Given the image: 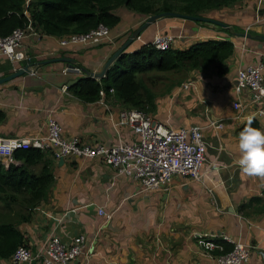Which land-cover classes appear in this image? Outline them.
Masks as SVG:
<instances>
[{
	"label": "crops",
	"instance_id": "crops-1",
	"mask_svg": "<svg viewBox=\"0 0 264 264\" xmlns=\"http://www.w3.org/2000/svg\"><path fill=\"white\" fill-rule=\"evenodd\" d=\"M255 4L256 0H237L208 10L209 17L227 27L178 17L157 18L125 48L128 51L149 42L156 30L180 34L181 38L173 41L176 48L204 38L225 37L232 41L233 50L225 60L224 73H217L211 64L186 71L166 89L164 84L157 85L153 108L147 111L153 120L171 127L201 125L206 142L201 179L196 181L176 173L169 184L148 190L126 175H115L97 155L63 157L59 162L52 149H46L52 155L51 184L45 198L33 208L30 220L17 225L26 245L35 248L50 233L68 241L80 232L84 235L83 251L66 264H212L202 251L203 243L193 236L201 232L217 237L225 234L251 245L247 246L249 255L242 264H263L264 180L247 177L235 166L239 158L238 127L243 121L232 118L233 100L250 97L249 91L237 92L233 87L236 68L262 63L264 82V40L240 34L246 25H250L247 32L251 36L264 34L263 22L251 24ZM116 13L125 26L117 28L115 24L110 28L111 42L61 46L57 36L36 33L21 40L28 59L12 61L0 53V75L23 64L29 68L0 83L1 136L43 133L46 118L52 117L64 135H78L90 144L108 145L116 136L125 141L136 138L130 126L115 125L118 110L129 107L110 94L94 101L76 97L67 85L82 73L67 68L63 71L67 64L58 58H75L74 64L80 68L99 70L146 17L123 7ZM186 79L195 82L189 88H179L178 82ZM263 102L264 98L257 104ZM205 106L207 113L203 111ZM205 114L220 120L221 126L207 125ZM255 118L258 128L264 131V118ZM251 197L259 198L242 212L238 204ZM96 205L110 211V218L97 214ZM69 208L73 211H67ZM0 264L10 263L8 258H1Z\"/></svg>",
	"mask_w": 264,
	"mask_h": 264
},
{
	"label": "trees",
	"instance_id": "trees-1",
	"mask_svg": "<svg viewBox=\"0 0 264 264\" xmlns=\"http://www.w3.org/2000/svg\"><path fill=\"white\" fill-rule=\"evenodd\" d=\"M235 1L0 0V36L27 24L42 34L57 37L87 31L98 23L111 28L119 20L116 12L121 7L141 15L160 11L197 15L201 11L218 9ZM232 50V41L225 37L196 40L183 48L158 49L149 42L141 43L132 50L121 52L108 65L103 76L93 78L80 74L67 85V90L83 101L98 99L101 90L104 95L114 96L129 108L147 112L153 108L155 86L152 85L155 79L164 80L171 86L178 79H169L170 72L184 73L211 64L217 73L222 74L227 70L225 60ZM246 122H242L238 130H242ZM258 125L257 119L253 117V126L258 128ZM12 156L16 162H0V200L6 210L0 211V259H7L19 244L25 243L24 235L17 225L30 220L33 208L45 198L52 181V155H48L45 150L37 147L17 148ZM258 198L251 197L247 202L238 204V208L243 212L247 204L254 203ZM13 205L16 207L13 208ZM213 239L222 241L217 237ZM222 242L224 250L231 247L230 243Z\"/></svg>",
	"mask_w": 264,
	"mask_h": 264
},
{
	"label": "built area",
	"instance_id": "built-area-1",
	"mask_svg": "<svg viewBox=\"0 0 264 264\" xmlns=\"http://www.w3.org/2000/svg\"><path fill=\"white\" fill-rule=\"evenodd\" d=\"M264 23V0H256L254 17L251 24ZM250 25L244 27V32ZM40 33L29 24L24 27H15L8 34L0 36V53L9 60L28 59V55L21 46V40L29 34ZM244 37V36H243ZM174 38H181L169 32L156 30L149 41L153 47L164 49L173 47ZM58 43L65 46L70 43H100L111 42L109 28L98 23L87 31L70 33L58 37ZM64 67L62 70L65 71ZM262 63L237 67L233 87L240 92L243 89L250 92V97L243 99L240 96L232 102L234 113L232 118L247 121L249 117L264 118V102L257 103L264 98V82L261 74ZM80 67L73 65L71 70L80 72ZM96 78V77H95ZM195 79L180 81L179 88H189ZM104 93L99 90V100ZM207 113V107L203 108ZM206 115V114H205ZM207 125L215 128L221 126V121L206 115ZM115 125L130 126L136 133V138L125 141L116 136L115 141L106 145L102 142L87 143L78 135H64L60 124L52 117L45 121V131L26 135H0V143L15 140L20 146L17 148L37 147L43 150L52 149L55 158L79 157L87 158L97 155L101 162L108 165L115 175H126L137 182L144 189H157L170 183L173 174L179 173L193 180L201 179L200 167L205 160L204 150L206 142L203 138L202 127L197 123L171 127L153 120L149 113L136 108L118 110ZM15 148V149H17ZM10 155L0 154V162H16ZM210 191V189H208ZM95 212L104 219H109L110 211L102 205L95 206ZM67 211H73L69 208ZM198 238L203 253L212 259V264H242L249 255L251 245H246L239 240H232L222 234L203 235L201 232L193 233ZM220 238L231 244L224 250L220 242L213 238ZM84 246L83 233L72 235L70 240L64 241L58 235H46L38 246L31 248L25 243L19 244L9 255L10 264H66L74 260ZM264 264V253H261Z\"/></svg>",
	"mask_w": 264,
	"mask_h": 264
},
{
	"label": "water",
	"instance_id": "water-1",
	"mask_svg": "<svg viewBox=\"0 0 264 264\" xmlns=\"http://www.w3.org/2000/svg\"><path fill=\"white\" fill-rule=\"evenodd\" d=\"M165 16H170V17H178V18H183V19H188L191 21H198V22H204V23H210V24H214V25H220L223 27H227V24L216 19L213 17H208L205 15H201V14H197V15H190V14H185V13H181V12H177V11H160L157 13H153L150 15H146L145 19L143 20L142 23H140L137 27H135L134 29H132L130 31V33L127 35V37L121 41V43L112 51V53L107 57V59L104 61V63L102 64V66L100 67L99 70L97 71H92V70H87V69H80V72L83 75H88L91 76L93 78H99L101 76L104 75L108 65L123 51H125V48L135 39V37L137 36L138 32L146 27L147 25H149L150 23L154 22L157 18L160 17H165ZM240 34H242L243 36H247V37H251L253 39H258V40H264V34L263 33H258L255 35H250L249 32H241ZM60 60H63L66 62V66L68 67V69H71L74 65V63L76 62L75 58H71V57H58ZM55 59V58H54ZM57 59V58H56ZM52 59H48V61H50ZM29 70L28 68V64H23L11 71H9L7 74L5 75H0V83L4 82L6 80H9L10 78H13L17 75L22 74L23 72H27ZM74 81V79L70 80V83H72ZM69 83V84H70ZM58 161L61 162L62 161V157H58Z\"/></svg>",
	"mask_w": 264,
	"mask_h": 264
},
{
	"label": "clouds",
	"instance_id": "clouds-1",
	"mask_svg": "<svg viewBox=\"0 0 264 264\" xmlns=\"http://www.w3.org/2000/svg\"><path fill=\"white\" fill-rule=\"evenodd\" d=\"M19 146L15 140L0 143V154L10 155ZM238 151L235 166L239 171L247 177L264 180V131L253 126L252 117L239 133Z\"/></svg>",
	"mask_w": 264,
	"mask_h": 264
},
{
	"label": "rangeland",
	"instance_id": "rangeland-1",
	"mask_svg": "<svg viewBox=\"0 0 264 264\" xmlns=\"http://www.w3.org/2000/svg\"><path fill=\"white\" fill-rule=\"evenodd\" d=\"M200 14L201 15H205V16H208V10H204V11H201L200 12ZM209 17V16H208ZM117 24H118V27L117 28H123L125 25H123L122 24V22L120 21V18H119V20H118V22L116 23V26H117ZM114 27V26H113ZM109 30H110V28H109ZM110 33V32H109ZM123 41V40H122ZM129 51V50H128ZM167 73H169V72H167ZM185 73V72H184ZM184 73H176V74H171V72L169 73V76H170V78L169 79H171V80H174V79H181L183 76H184ZM146 75L147 74H145L144 75V77H146ZM164 80H162V81H160V80H157V79H155L154 81H153V85L151 84V82L149 83L150 85H152V86H155V87H157V85H162V84H164V87L163 88H165L166 89V86H167V84H166V81H164ZM4 205V203L0 200V211L1 212H3V211H6L5 210V207L3 206ZM13 208H15L16 206L15 205H13L12 206Z\"/></svg>",
	"mask_w": 264,
	"mask_h": 264
}]
</instances>
